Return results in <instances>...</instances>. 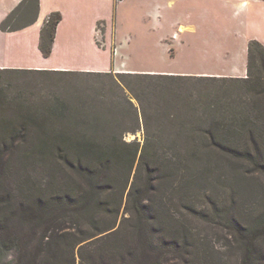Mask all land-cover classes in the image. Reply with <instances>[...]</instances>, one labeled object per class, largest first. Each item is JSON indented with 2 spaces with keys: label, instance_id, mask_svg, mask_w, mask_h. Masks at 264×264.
<instances>
[{
  "label": "trees",
  "instance_id": "1",
  "mask_svg": "<svg viewBox=\"0 0 264 264\" xmlns=\"http://www.w3.org/2000/svg\"><path fill=\"white\" fill-rule=\"evenodd\" d=\"M39 7L24 0L1 30L25 28L16 26L21 15ZM61 21L53 13L41 31L46 58ZM117 78L114 99L76 106L29 107L0 89V264H264V210L243 223L204 191L218 157L233 176L264 177V45L249 42L246 78ZM139 132L142 142L126 140ZM15 159L32 161L40 178L15 190L7 182ZM191 219L224 224L238 254L218 251Z\"/></svg>",
  "mask_w": 264,
  "mask_h": 264
},
{
  "label": "rangeland",
  "instance_id": "2",
  "mask_svg": "<svg viewBox=\"0 0 264 264\" xmlns=\"http://www.w3.org/2000/svg\"><path fill=\"white\" fill-rule=\"evenodd\" d=\"M155 5L161 6V16L158 11L156 15L147 16L148 9ZM30 11L23 12L16 26L20 27L30 19V16L26 17ZM118 15L117 30L110 44L102 32L103 25L99 26L98 45L110 51L112 67L107 73L112 74L111 77L0 73V89L10 99H18L19 103L29 107L52 106L54 103L76 106L88 99H95L98 103L100 95L114 99L118 74L246 78L249 42L257 40L264 45L263 0H127L119 7ZM73 51L65 50L62 58L56 61L74 72H81L88 65H105L108 61L105 53L100 51L95 54L90 50L85 56H76ZM69 53L74 56L64 58L65 54L71 55ZM8 60L23 66L34 62L27 53L19 51L10 54ZM126 140L142 142L143 132L128 135ZM31 162L25 159L11 162L7 182L15 190L29 179L33 183L40 178ZM212 163L215 171L205 185L207 196L214 204L235 208L243 223L252 221L250 218L255 212L264 210V177L256 174L246 180L240 174L233 176L228 160L220 157L214 158ZM239 167L242 171L248 168L243 163ZM200 207L211 213L212 206L207 199H200ZM191 222L195 233L206 238L218 251L227 256L238 254L224 224L211 225L197 219H191Z\"/></svg>",
  "mask_w": 264,
  "mask_h": 264
},
{
  "label": "crops",
  "instance_id": "3",
  "mask_svg": "<svg viewBox=\"0 0 264 264\" xmlns=\"http://www.w3.org/2000/svg\"><path fill=\"white\" fill-rule=\"evenodd\" d=\"M24 0H0V69H27V70H58L72 71L58 60L65 50L73 51L75 55H87V51L105 53L108 61L105 65L85 66L81 72L107 73L112 67L110 51L103 50L98 45L100 34L99 26L103 25L107 44L118 25V9L125 5L127 0H40L38 12L31 10L27 16L30 19L16 32H3L1 24L15 11ZM161 16V6L155 5L148 9L147 16ZM53 13H60L62 21L58 25L50 57H44L39 49L41 31L46 20ZM152 20L150 17H148ZM160 18V17H158ZM160 20V19H159ZM86 48V51L83 49ZM89 48V49H87ZM79 50V51H77ZM16 51L28 54L34 62L28 66L16 65L8 60L10 54ZM65 54L64 58H72ZM62 58V57H61Z\"/></svg>",
  "mask_w": 264,
  "mask_h": 264
}]
</instances>
